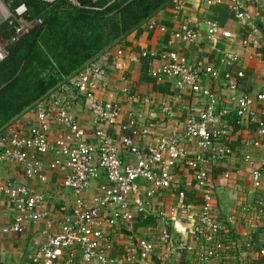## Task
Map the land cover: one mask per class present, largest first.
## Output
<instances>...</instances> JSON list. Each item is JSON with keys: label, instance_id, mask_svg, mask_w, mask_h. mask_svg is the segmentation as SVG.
<instances>
[{"label": "built area", "instance_id": "2783aa9c", "mask_svg": "<svg viewBox=\"0 0 264 264\" xmlns=\"http://www.w3.org/2000/svg\"><path fill=\"white\" fill-rule=\"evenodd\" d=\"M9 1L13 3L0 0V62L7 56L9 44L29 34L43 21L40 16L29 18L26 0ZM40 1L53 5L60 0ZM65 1L80 6L78 0ZM201 1L206 6L222 2ZM172 3L179 7L177 0H172ZM248 6L264 8V0H234L231 9L238 20L253 24L258 12L251 13ZM204 23L208 37H214L218 32L224 38L232 37L229 30L220 29L217 20L206 18ZM148 26L155 28L156 23L149 21ZM160 29L164 30L163 27ZM261 31L264 36V18L261 19ZM172 36L184 44L195 43L199 39L198 31L187 20L173 31ZM249 41L252 40L246 38L242 43L247 44ZM253 41L259 45L258 40ZM109 49L99 56H107ZM120 54L122 51L117 50V55ZM99 56L86 62L69 78L54 84L26 109L35 114L34 123L22 126L12 119L0 128V161L21 164L28 177L39 174L45 165L49 170H64L63 186L73 195L70 207L61 205L58 208L62 213L58 228L48 232L30 264H154L151 260L155 252L154 242L147 238H136L119 247L113 242L111 232L113 228L121 229L130 223L134 211L139 214L148 213L150 197L156 189L171 186L178 162L194 171V179L203 190L201 210L194 230L197 242L186 244L176 241L167 228H162L159 234L162 252L164 255H185L182 264H205L221 260L231 252L236 241L231 240L232 228L224 227L214 213L208 165L212 160L221 159L231 152L226 145H218L219 140L226 137L228 129L225 122L220 124L219 121L231 110L235 112L234 125H241L246 115H250L258 132L264 136V108L259 115L252 109L255 103L264 102V88L255 94L241 92L232 95L229 101L234 103L233 108H218L220 95L209 86L199 83L200 74L188 67L177 50H169L163 55L162 63L151 71V75L157 80L166 76L173 78L179 89L190 88L193 93L204 98V107L198 113H189L182 131L174 130L161 136L153 147L145 150L138 147L131 137L121 135L115 141L105 130L116 124L121 107L110 101H102L95 95L96 89L105 85L102 81L105 77L103 59L106 57ZM238 65V56L225 52L220 57L219 66L209 65L201 73L213 80H221L218 79L221 76L225 88L235 92L236 83L233 82L231 68ZM221 67L224 71L220 70ZM235 74L242 76L243 72L238 70ZM123 91L133 101H149L148 97L141 96L128 85ZM80 100L92 113L93 140L89 139L86 128L71 111L72 105ZM164 112L168 118L172 116L169 106H164ZM53 122L61 127L57 134L53 132L56 128ZM133 124L131 120L133 136L148 134L147 126L138 128ZM182 140L187 144L195 143L199 151L191 154L182 145ZM247 144L254 147L263 145L259 140H250ZM123 151L132 154L133 160L127 161L122 156ZM47 155H52L53 159L46 163L44 158ZM226 176L228 173L224 172L222 177ZM100 177L103 180L98 185V193L89 204L85 193ZM251 180L253 197L239 209L244 219L248 215L254 217L255 220L248 224L254 233L258 223L264 219V156L252 169ZM140 181L149 186L143 197ZM2 192L8 195V203L14 209L12 223L1 227L3 233L20 232L24 222H37L50 214L43 193L0 180ZM178 196L183 200L184 192H179ZM169 211L175 213L176 209L171 207ZM158 215L163 216V212L159 210ZM227 221L232 222L233 217H227ZM51 225V221H48L47 227ZM241 246L247 250L255 247L251 240L244 241ZM256 251L264 264V241L256 247Z\"/></svg>", "mask_w": 264, "mask_h": 264}, {"label": "crops", "instance_id": "0c3cea01", "mask_svg": "<svg viewBox=\"0 0 264 264\" xmlns=\"http://www.w3.org/2000/svg\"><path fill=\"white\" fill-rule=\"evenodd\" d=\"M234 0H222L220 4L206 6L201 0H177L179 7L171 2L149 16L129 33L124 35L112 48L106 59H103L105 77L104 86L100 85L95 95L102 101H110L121 107V113L115 125L105 129L110 137L118 141L119 136H129L140 148L153 147L161 136H166L174 130L182 131L186 118L191 111L198 113L204 107V98L184 87L179 89L175 80L170 77H162L157 80L151 75V71L158 67L163 61V55L169 50H177L182 60L188 67L200 74L202 86H209L218 95L221 103L218 108H233L234 103L229 97L241 92L255 94L264 88V53L258 50L264 47V36L261 31V19L264 18V8L261 6H248L251 13L258 12L254 23H243L238 20L231 9ZM206 18L218 21L220 29L229 30L231 38H224L220 33L214 37H208L204 20ZM185 20L189 21L199 33V39L195 43L184 44L174 38L173 31ZM149 21L156 23L155 28L148 26ZM163 27L164 30H161ZM258 40L257 43L249 41L243 44L245 39ZM117 50L122 54L117 55ZM225 52H231L238 56L239 65L233 66L232 79L236 83L235 92L225 88L221 80H213L202 76L205 67L219 66L220 57ZM99 56V57H102ZM224 71V68H220ZM242 70L243 75L237 76L236 71ZM221 81V82H220ZM101 82V83H102ZM128 85L141 96L148 97L147 103L137 102L129 99L123 88ZM164 106H169L172 116L168 118L164 112ZM264 108V102H257L252 109L258 113ZM71 111L75 114L81 125L86 128L87 136L93 140L92 113L83 101H77L72 105ZM35 114L23 111L13 118V121L28 126L35 122ZM235 112L228 113L220 124L225 122L226 137L219 140V146H227L231 149L230 154L221 159L212 160L209 165L210 185L213 190L214 213L221 224L226 228H232L231 240L236 245L231 252L227 253L221 260L223 263L230 258L241 263L247 260L255 263L259 258L256 247L264 241V219L258 223L254 233L248 224L255 219L248 215L244 219L240 207L251 201L253 187L251 171L258 165L264 156V136L256 129V123L246 115L241 125H234ZM133 120L138 128L148 127L145 136L132 135L130 121ZM53 131L55 134L61 130L58 124ZM53 139V138H52ZM250 140H259L263 145L254 147L248 145ZM183 141V140H182ZM182 145L191 152L199 151L198 146ZM122 156L127 160H133L132 154L123 151ZM52 155H47L44 160L49 162ZM227 172L228 176L222 177ZM174 181L168 188L156 189L150 197V207L147 214L133 212V220L123 228H113L111 235L117 246L127 244L129 240L136 238H147L154 242L155 252L151 256L154 264H182L185 255H164L159 242V234L162 228H167L174 240L186 244H196L197 236L194 230L201 210V198L203 190L194 179V171L182 162H178L173 172ZM65 171L59 168L49 170L45 165L39 174L30 177L24 174L23 166L13 161H0V180L11 181L15 186L24 185L30 191L43 193L46 197L49 215L40 221H26L22 224L20 232L3 233L1 227L12 223L14 209L8 203V195L0 193V264H30L31 258L39 251L45 241L48 232L57 229L62 213L58 208L62 205L70 207L73 203L71 191L63 186ZM102 177L94 181L85 193L87 202L90 204L94 195L98 193V185ZM141 196L149 188L148 184L140 181ZM184 192V199L180 200L179 192ZM176 209L175 213L169 210ZM161 210L163 216H157ZM232 216L233 221L228 222L227 217ZM52 225L47 227V222ZM253 241L254 248L247 250L241 244ZM238 245V246H237ZM244 251V253H240ZM217 261V260H213ZM205 264H212L205 263Z\"/></svg>", "mask_w": 264, "mask_h": 264}, {"label": "trees", "instance_id": "16d2710c", "mask_svg": "<svg viewBox=\"0 0 264 264\" xmlns=\"http://www.w3.org/2000/svg\"><path fill=\"white\" fill-rule=\"evenodd\" d=\"M78 1L26 0L29 18L43 21L0 62V128L172 0Z\"/></svg>", "mask_w": 264, "mask_h": 264}, {"label": "rangeland", "instance_id": "374dc122", "mask_svg": "<svg viewBox=\"0 0 264 264\" xmlns=\"http://www.w3.org/2000/svg\"><path fill=\"white\" fill-rule=\"evenodd\" d=\"M6 1L9 2L10 4L13 3L12 1L4 0V2H6ZM240 253H244V251H241ZM211 262H212V264H252V263L247 262V260H242L241 263H239V262H235L234 260H231L230 258L229 259L227 258L224 263L222 261H218V260L217 261H210L208 263H211ZM253 264H262V263L259 262V260H257Z\"/></svg>", "mask_w": 264, "mask_h": 264}]
</instances>
